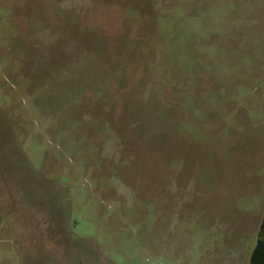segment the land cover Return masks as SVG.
I'll return each instance as SVG.
<instances>
[{
  "label": "rangeland",
  "instance_id": "obj_1",
  "mask_svg": "<svg viewBox=\"0 0 264 264\" xmlns=\"http://www.w3.org/2000/svg\"><path fill=\"white\" fill-rule=\"evenodd\" d=\"M264 217V0H0V264H248Z\"/></svg>",
  "mask_w": 264,
  "mask_h": 264
},
{
  "label": "trees",
  "instance_id": "obj_2",
  "mask_svg": "<svg viewBox=\"0 0 264 264\" xmlns=\"http://www.w3.org/2000/svg\"><path fill=\"white\" fill-rule=\"evenodd\" d=\"M248 264H264V217L260 223L258 239Z\"/></svg>",
  "mask_w": 264,
  "mask_h": 264
}]
</instances>
